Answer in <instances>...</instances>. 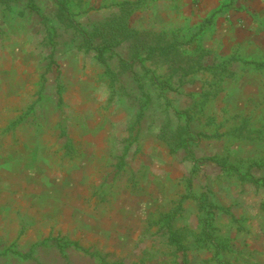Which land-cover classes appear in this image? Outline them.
Returning a JSON list of instances; mask_svg holds the SVG:
<instances>
[{
  "label": "rangeland",
  "instance_id": "1",
  "mask_svg": "<svg viewBox=\"0 0 264 264\" xmlns=\"http://www.w3.org/2000/svg\"><path fill=\"white\" fill-rule=\"evenodd\" d=\"M120 1L76 0V11L93 8L75 16L79 28L91 31ZM26 4L0 0V264H186L168 243V226L187 244V264H222L215 255L229 264H264V188L207 159L222 158L243 173L263 153L264 84L249 87L242 77L256 81L264 69L235 63L240 76L224 80L200 109L201 85L211 75L187 76L161 97L136 67L147 98L131 72L115 68L119 57L129 58L127 43L110 62L112 78L82 49L81 34L64 26L52 0H32L38 11ZM199 4L141 0L128 23L183 27L186 39L187 24L196 27L217 9ZM219 34L202 45L222 55L245 50V41L234 46ZM247 58L264 60V50ZM175 110L192 115L193 132L220 135L172 147L170 135L184 123ZM249 171L264 176V166ZM205 217H212L208 243L201 238Z\"/></svg>",
  "mask_w": 264,
  "mask_h": 264
},
{
  "label": "trees",
  "instance_id": "2",
  "mask_svg": "<svg viewBox=\"0 0 264 264\" xmlns=\"http://www.w3.org/2000/svg\"><path fill=\"white\" fill-rule=\"evenodd\" d=\"M56 4V10L61 15V19L64 22L66 28H72L82 36L81 47L85 52L93 51L95 59L101 64L105 72L115 77L113 67L111 65L112 59L117 56L116 48L120 45L127 43L129 47V58L119 57L118 64L115 68L121 72H131L132 78L141 94H145L149 98L147 93L146 84L140 78L141 76L136 73L135 68L139 67L143 70L142 76L147 77L150 80L148 86H154L158 94L163 97L167 91L176 89V86L184 82L187 76L196 75L198 72L211 75L213 80H203L200 93L203 97L199 108L203 109L208 98H214L219 93L223 86L222 83L226 79H234L240 76V72L233 68V65L237 63L239 70L246 69V67L254 69L255 71H261L264 67V60H251L247 58L249 54L241 53L237 48L231 50L229 54L222 55L221 50L214 51L202 45L203 38H211L212 33L216 31V18L223 10V6L210 12V14L204 16L196 25V27L187 24L184 30H187L188 37L181 39L179 32L182 28L161 29L154 30H138L129 26V17L137 9L141 0H122L115 4L116 8L110 12V16L100 23L94 25L91 31H83L79 28V23L75 19L76 15L86 13L92 7L80 8L76 11V0H52ZM226 5V4H224ZM26 6L29 9L38 11V7L32 4V0H27ZM103 7V6H102ZM102 7H99L102 8ZM198 38V44L192 52H188V46ZM219 52V53H218ZM209 56V59L205 61V58ZM149 62V65H148ZM161 71V73H158ZM176 83V84H175ZM167 102V101H166ZM144 106L141 107L143 109ZM174 114L178 118L183 117L184 123L175 128L174 134L170 135L172 147L182 145L185 148L189 147V142L192 139L196 140L200 137L211 138L217 137L220 134L213 132L207 134L205 132H193L190 124L193 117L190 113L181 110H175ZM245 124L242 127L234 129L238 133L245 130ZM168 129V126H166ZM164 131V130H163ZM185 133L184 137H180L181 133ZM166 133L164 136L166 137ZM188 152V151H187ZM216 162L225 171H229L232 174H237L240 179L245 180L258 187L264 188V176H254L249 170L251 168H260L264 166V151L261 155L251 157L247 162L246 171L239 172L235 164H228L224 159L218 157L207 158ZM196 163L191 171L196 169ZM261 208L264 211V197L261 203ZM223 209L224 208H220ZM212 223V217H205L203 219L202 237L204 243L212 240V234L210 232V226ZM169 239L168 243L174 247L176 251L182 253L183 262L187 264V250L188 246L181 238L174 233L172 228L168 226ZM205 245V244H203ZM215 258L222 262V264H229L218 255Z\"/></svg>",
  "mask_w": 264,
  "mask_h": 264
},
{
  "label": "crops",
  "instance_id": "3",
  "mask_svg": "<svg viewBox=\"0 0 264 264\" xmlns=\"http://www.w3.org/2000/svg\"><path fill=\"white\" fill-rule=\"evenodd\" d=\"M202 7H221L223 10L216 18V32L222 39L233 40L234 46L245 41L241 53L251 55L255 48L264 50V0H199ZM226 4V5H224ZM224 44V43H223ZM223 46V45H222ZM225 48V46H223ZM264 67L261 69L263 71ZM256 81L242 77L246 86L256 87L264 84V76Z\"/></svg>",
  "mask_w": 264,
  "mask_h": 264
}]
</instances>
